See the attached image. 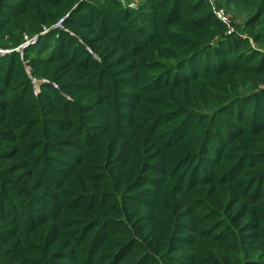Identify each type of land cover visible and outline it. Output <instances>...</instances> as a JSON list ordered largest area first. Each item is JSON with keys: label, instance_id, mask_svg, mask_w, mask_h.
Segmentation results:
<instances>
[{"label": "trees", "instance_id": "16d2710c", "mask_svg": "<svg viewBox=\"0 0 264 264\" xmlns=\"http://www.w3.org/2000/svg\"><path fill=\"white\" fill-rule=\"evenodd\" d=\"M241 2L250 13L248 33L219 47L230 63L179 81L167 71L227 37L210 0H144L136 9L110 1L119 24L99 28L95 37L102 64L79 61L80 79L96 77L101 85L67 100L74 107H59V99L51 105L50 95L28 100L19 53L3 56L0 94L16 74L18 89L23 81L27 87L23 97H9L6 104L15 108H7V123L0 121V264H264V116L258 114L264 104L238 106L241 86L249 83L253 95L264 97V52H247L250 38L264 43V0ZM37 4L46 8L34 17L40 20L35 33L31 20L20 28L39 38L45 28L69 35L71 29L56 23L72 22L65 12L73 17L88 5L24 0L2 11L1 24ZM61 7L49 18V10ZM120 37L132 44H120ZM210 75L222 78L209 84L214 91L201 86ZM81 80L74 83L85 85ZM127 89L136 91L133 102ZM206 111L221 122L200 123ZM241 111L250 121L229 123ZM103 116L114 123L97 124ZM215 133L224 137L212 142ZM74 150L82 154L74 157Z\"/></svg>", "mask_w": 264, "mask_h": 264}, {"label": "rangeland", "instance_id": "374dc122", "mask_svg": "<svg viewBox=\"0 0 264 264\" xmlns=\"http://www.w3.org/2000/svg\"><path fill=\"white\" fill-rule=\"evenodd\" d=\"M82 1H87L88 5L84 4L82 5L83 8H80L78 12L74 11L73 17L72 15H70L69 11L65 12L66 15L69 14L68 19H72V22H67V24L63 26L64 22L63 19H61L56 23V27H65V29L68 31L71 29L69 35L66 34V36L64 35L63 31L61 32V29L54 31L51 28H45V30L40 33L41 38H39L38 35L30 37L29 34H22L23 31H21L20 26L30 20L32 21L31 23L33 25L29 28V32L35 33V29L38 26L37 24L40 22V20H35L34 17L41 16L38 12L46 8L44 5L37 4L36 8L34 9L31 7L25 15L9 22V24H1V21L5 22L7 20L2 15V11L13 5H17L20 3L23 4L24 0H6L4 8L2 10L0 9V60L7 54L19 53L20 56L17 59L22 62L21 66L18 67V70L20 71L19 73H25L26 78L31 81V83L30 81L27 82V85L30 87V90L26 94L28 100H32L34 96L36 98L42 99L43 101H47L49 98L48 95H50L51 105L57 104L56 100L59 99L62 100V103L59 105V107H67L70 104L73 105L70 107H74L75 105L73 103L69 104L67 100L72 101L74 95L86 94L87 91L101 85V83L99 82L100 80H96V77L90 79L85 77L82 78V80L80 79L79 76L83 75L85 73V70L83 69V66L80 65L79 61L88 60L90 62V65L92 66L97 65L98 62L102 64L104 55L102 52V43L97 42L95 40V37L101 35V33L99 32V28L113 30L115 27L114 24H119V21L116 20L113 14L108 10L109 8L107 7V4L112 0ZM142 2H144V0H122V3L125 4V6L135 7V9L137 7H140L139 5H141ZM210 2L212 3L214 12L215 10L221 8L226 15L227 22L219 18L216 14L217 18H219L226 26L225 34L227 35V37H225L221 43L215 44V46L212 47L213 50L208 49L204 51V55L198 58L189 59L188 64L184 67L181 65L179 66V68H177V70H168L167 75L169 80L177 79L179 81H182L185 79L193 78L197 73L212 74V72L214 71L221 72L223 67L230 62L228 61V58L222 54V51H219V47H225V45L226 47H228L234 39L232 36L233 34L242 35V32L245 34L248 33L245 32L246 29L244 28V26L247 18L250 17V13L241 8V0H210ZM53 9L54 8L48 11L49 18H54L58 16L61 11H64V8L62 7L58 8L55 11H53ZM102 12L104 13L103 15ZM78 21L79 23L80 21H84L88 24L86 25V27L81 28V26L78 25ZM237 28H239L241 32H238L239 30ZM148 38L150 37L146 33L145 39ZM244 39H246V37ZM249 40L252 49H249V51H247L248 53H252L254 50L264 52V43L259 44L253 38H250ZM262 40L264 41V38H262ZM17 41L20 42L15 45ZM119 43L122 45L132 44L124 37L119 38ZM6 44H9V46H5ZM136 46L137 44H135L133 47L135 48ZM27 48H30L31 51L29 56L25 57ZM217 59H220L222 62L217 61ZM197 69L201 72H198ZM5 70L6 66L3 67L0 72H3ZM217 77L218 76L210 75L209 78H211V80L209 82L203 80L201 86L207 87L211 91H214L210 88L209 84H215V82H217L216 79H222ZM74 79L75 81L81 80V83H84L85 85L82 86V84L80 85L79 83H74ZM158 80V82H160L161 78H158ZM17 82L18 74H16V76L13 78V86L10 89L4 88V90H2L3 94H0V121L2 120L6 122V117L4 115L7 114V108L11 110L15 108L14 106H9L10 102L6 104L9 100H12L9 97H12L13 99L23 97L22 95L24 93V89L25 87H27L26 81H23L21 83L20 90L18 89L19 86H16ZM86 83L88 84L86 85ZM251 85L252 84L249 83L246 86H241L240 93L243 95L239 97L242 100L238 102V106L243 107L246 104V106L250 107L252 102H255V109L257 106H261V104H264V97L262 99H259V97L262 95V92L258 93L257 96L253 95L254 91H250L252 88L250 87ZM78 86L80 90L76 92L75 90L79 89ZM103 86L105 87V90H107L108 84L105 83ZM0 88H2V86H0ZM58 91H62L61 94ZM32 92L33 94L30 95V93ZM134 92L136 93L135 90L128 89L125 91V93H127L126 98H128L130 102H133L132 100H134L136 96V94H132ZM100 95L102 94H97L95 96H92L91 98L95 99ZM3 106H7L6 110H2ZM101 107L103 108L104 106L102 105ZM109 108L104 107V111H109ZM242 112L243 111L238 113L235 112V119L237 120L240 117V120H237L236 122L233 120V118H230L228 116L230 119L229 123H248L251 117L249 116V114H241ZM176 114L177 113L165 116L159 121L165 119L167 120V118L171 119V117ZM258 114H262V116H264V110L261 109ZM63 115L65 114L63 113ZM105 117L106 116H103L99 119V122L96 123L102 125V127L107 126L108 123H114V121L112 122L110 119H107ZM216 119L217 117L214 113L206 111V114L201 115L200 123L221 122L220 119ZM59 121L60 122H58V120H51L50 123H64L62 122V120ZM115 123H117L116 120ZM162 124L163 123H160V127L163 126ZM193 124L194 123L190 121V123H188L187 125L191 127ZM147 125L149 127H152L151 123H148ZM223 137L224 135H218V133H215L212 137V142L220 141L219 139H222ZM227 138H229V135L227 136ZM171 140L172 139L169 138L168 141ZM262 142H264V138H262ZM67 150L70 149L68 148ZM81 154L82 152L80 150L73 151L74 157ZM208 166L210 167V165ZM148 187L149 185H143L141 189L147 191Z\"/></svg>", "mask_w": 264, "mask_h": 264}, {"label": "built area", "instance_id": "2783aa9c", "mask_svg": "<svg viewBox=\"0 0 264 264\" xmlns=\"http://www.w3.org/2000/svg\"><path fill=\"white\" fill-rule=\"evenodd\" d=\"M215 12H216V14L218 15L219 18H221L222 20L227 22V18H226V15H225L223 9L219 8V9L215 10Z\"/></svg>", "mask_w": 264, "mask_h": 264}]
</instances>
